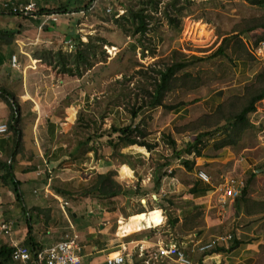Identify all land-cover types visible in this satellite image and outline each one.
<instances>
[{"label":"crops","instance_id":"obj_1","mask_svg":"<svg viewBox=\"0 0 264 264\" xmlns=\"http://www.w3.org/2000/svg\"><path fill=\"white\" fill-rule=\"evenodd\" d=\"M14 1L26 3L30 0ZM55 1L58 4L55 7L50 5L51 0L39 1L38 7L40 10H66V13L58 15L56 23L42 26L40 18L10 16L36 22V38L27 46L34 47L38 43L44 47L51 46L56 43L53 35L60 34L62 40H58L59 45L65 52L64 42L72 41V37L82 32L81 28L76 30L74 26H69L68 35H64L63 30L53 29L61 18L74 17L91 0ZM75 9L80 10L76 12ZM78 38L82 42L88 39ZM146 38L154 48H159L164 42L161 32L151 31ZM126 39L125 49L135 54L140 46L130 37ZM19 44L24 45L17 41ZM33 55L21 70H17L19 67L14 68L15 71L5 70L4 61L0 65V88L12 93L21 108L19 144L13 147L9 131L0 135V162L8 165L9 173L17 183L14 188L0 180V223L10 224V234H0V247L43 249L58 242L65 233H75L84 245V264H104L107 256L118 254L122 255L123 264H176L168 258H151L160 245H176L193 264H264V141L257 135L255 145L244 143L246 131L252 128L251 122L248 129L234 137L232 144L216 146L222 138L216 135L221 134L219 130L209 144L202 147L199 156L185 153L187 145H192L198 134L208 132L211 127L209 119L220 105L226 107L229 94L240 96L237 91L245 78L256 75L257 66V69H250L244 62L237 64L231 84L228 82L212 90L193 104L178 102L167 105L163 100L164 107L143 109L134 124H139L144 134L142 139L151 148L119 146L117 156L123 161L116 163L113 158H106L107 161L101 163L96 158L98 145L96 148L93 145L88 147L90 150L84 156H70L75 150V144L73 147L70 145V137L76 115L89 113L95 100L99 99L92 82L89 87L86 86L88 82L84 86L83 77L73 76L69 81L64 73L55 75L59 76L56 79L49 69L51 66H42L41 60ZM9 66L13 68L11 64ZM43 67L47 72L40 80L38 76ZM151 113L154 114L150 120L144 118ZM9 114V106L0 98V125L7 126ZM119 117L123 125L131 121L127 112ZM151 122L158 125L154 133L148 127ZM194 122L198 128H186ZM177 135L185 139L183 143H178ZM170 140L174 146L168 144ZM163 147L166 154L158 155ZM174 151L181 152L179 157ZM184 162H188V166ZM193 168L198 170L192 171ZM171 169H179V174H165ZM198 171L205 172L211 184L199 180L196 177ZM108 172L116 173L114 179L119 185L130 187L124 189L120 185L123 196L112 198L79 196L81 200H95L94 212L85 214L81 205L76 204L69 211L70 205L64 196L53 190L54 186L69 190L74 184L78 189L97 174ZM183 173L194 178L193 185L181 181L179 175ZM1 175L3 171L0 169ZM229 177L242 180L244 186L239 197L221 206L217 203L214 187ZM133 182L140 193L132 186ZM60 201L67 202L66 208H61ZM136 215L143 218L137 223V230L122 233V223L126 224ZM227 235L231 238L216 243L212 250L198 251L199 246ZM7 264L23 263L10 260Z\"/></svg>","mask_w":264,"mask_h":264},{"label":"rangeland","instance_id":"obj_2","mask_svg":"<svg viewBox=\"0 0 264 264\" xmlns=\"http://www.w3.org/2000/svg\"><path fill=\"white\" fill-rule=\"evenodd\" d=\"M119 1L124 3V6H118L117 4H111L110 6V4L105 1L95 9L86 10L84 13L78 12L74 17H63L59 25L54 26L53 29L59 32L63 30L64 35H68L70 34L69 26H74L76 30L81 28L82 32L75 35L74 38H71L74 44L76 45L80 40L78 36H83L87 37V40L90 38L95 46H97L95 50L96 63L89 71L84 72L81 77H83L82 84H84V86L86 82H88L86 86L89 87V83L92 82V86L95 87L94 92H96L99 99L95 100L89 113H78L82 114L83 121L78 119V114L76 115L75 126L70 137L72 140L70 144L71 147H73L77 141L83 142L88 137L90 138L93 135L97 136L102 130H108L112 125H123L119 115L128 112L135 100L139 104L140 99L145 96V90L151 89L153 78L157 76L156 72L164 69L165 66L171 63L186 60L190 56L203 58L199 62L189 63V65L177 75L171 92L167 93L164 98L165 104L167 105H174L178 102L184 105L193 104L212 90L223 87L227 85L228 82L231 84L235 79L236 65L241 62H244L250 69H257L254 58L251 55H245L241 51V48L244 47L249 53V50H251V47L255 45L257 41L264 40V29H257L239 38L236 34L244 27V22H248L252 19L264 20V6H252L245 0H178L176 8L183 7L181 11L182 15L180 17L178 16L180 20L179 28L171 29L166 24V20L162 14V10L171 0H162L158 6V11L152 13V20H150L152 26L156 23L160 25L154 30V27L150 28H152V31L161 32L164 42L159 48H154L150 42H142L139 40V36H128L124 34L114 23L111 16L115 11L116 18H118L125 14V6L127 7L128 4H136L143 0ZM183 1H185V3H183ZM107 4H109L110 7L109 13L106 11ZM50 5L55 7L58 4L55 0H51ZM122 25H124L126 29L130 28L129 24L122 23ZM36 29L37 24L35 21H24L18 18H11L10 16L0 15V33H2V35L0 34V57L2 61H4L5 70H16L9 66V61L12 56H15L17 59L19 65V69L17 70H21L22 67L29 64V56H32L34 53L48 50L47 48H51L53 51H57L61 48L59 41L62 40V35L60 34L53 35V38H56V43L51 46L44 47V44L41 43H38L37 46L34 47L27 46L26 44H29L36 38ZM9 34L10 36H8ZM45 35L46 34H44V36ZM127 37H130L132 41H135V43L140 46V49L135 54L128 52L124 47V43L127 42ZM87 40L85 39L86 42ZM223 40H225L224 50L226 55H218L214 58H209V56L222 44ZM17 41L22 42L24 45H17ZM111 47L115 49L112 50ZM100 48L105 54V60L101 63L97 62L103 57L100 53ZM106 48L110 53L107 52ZM144 48L147 49V53L144 51ZM60 50L63 52L62 48ZM20 52H23V54ZM53 63L54 61H52V64ZM40 64L45 67L50 66L45 60L41 61ZM49 69L54 76L58 73L62 74L58 66H51ZM44 72L47 71H45L43 67L40 69V76H38L40 80L43 79L42 75ZM185 73L188 74L189 77L184 78L183 74ZM65 75V79L69 81L70 78L73 77L67 74ZM259 75H261L262 78H259ZM55 77L58 79L59 76ZM244 81L239 91H237V94L240 95L238 97L241 98V100L237 101L234 99L233 101L236 108L245 104L247 99L245 94L248 90L249 92L256 91L263 85L264 73L257 70L256 75H253L251 78H245ZM96 82L98 83V88H96ZM236 96L237 95L233 93L231 95L230 93L228 99L235 98ZM111 102L115 103V107ZM107 104L114 107L113 112L108 113L107 117L100 122V114L107 112ZM117 113L120 114L117 116ZM153 114H148L144 118H149L150 120ZM248 119L252 124V128L246 131L244 143L247 145H255L258 136L264 141V99L256 104V112L249 115ZM136 122H138V119ZM208 123L212 124V127H209V130H207L209 132L215 128V125L210 121ZM157 126L158 125L154 122H151L148 126L150 132L154 133V128ZM186 128L194 129L198 128V125L194 122L190 123ZM115 138V135H111L110 138L104 135L99 139H94L87 147L93 145V148H96L98 145L99 152L96 151V158L99 159L101 163L106 162V158H113L116 163H120L123 161V158L117 156L119 146H117L116 149L109 147V140L115 143ZM177 138L179 144L180 142L183 143L185 140L181 135H177ZM202 142L201 148L208 145L210 139H205ZM166 143L165 141V144ZM159 152L158 155L166 154L164 147ZM137 163L136 166L138 167L139 164ZM194 170H198V168H193L192 171ZM165 174L168 176L179 174V169H171L170 173H166L165 171ZM179 177H181V181L184 183L188 182L189 184H194V178L192 176H187L183 173V175H179ZM92 180H88L87 184L92 182ZM121 186L124 189L130 187L124 184ZM132 186H135L137 188L136 192L140 193L135 182H133ZM76 188V184H74L73 187L68 190L72 193V196L63 197L70 205L68 207L69 211H71V206L73 207V205L76 204L79 206L81 205V209L85 211V214L88 211L94 212L95 200L91 198H86V201L85 199L81 200ZM153 195L157 196L158 194L153 193Z\"/></svg>","mask_w":264,"mask_h":264},{"label":"trees","instance_id":"obj_3","mask_svg":"<svg viewBox=\"0 0 264 264\" xmlns=\"http://www.w3.org/2000/svg\"><path fill=\"white\" fill-rule=\"evenodd\" d=\"M162 0H143L136 4H128L125 6V14L116 18V12L112 13V18L114 23L122 30V32L128 36H139V40L142 42H146V35L159 26V23L155 25L150 24V20H152V13L158 11V6ZM249 5L252 6H264V0H245ZM104 3V2H102ZM101 3V4H102ZM110 4H117L118 6H124V3L119 0H108ZM185 3V1H183ZM187 3V2H186ZM107 4V5H109ZM176 4H178V0H171L167 3L166 7L162 10V14L164 19L166 20V24L171 29H178L180 20L181 11L183 7L176 8ZM189 4V2H188ZM106 6V5H104ZM84 10H87V6L83 7ZM80 9H75L78 12ZM44 11V10H42ZM41 11V12H42ZM46 11V10H45ZM49 11V10H47ZM58 13H66V10H61L60 8L55 10ZM122 23L129 24L130 28L126 29ZM152 27V28H150ZM257 29H264V20L261 19H252L248 22H244V27L236 34L239 37L255 31ZM2 35V33H0ZM6 35V34H4ZM10 36V34L8 35ZM149 42V41H148ZM223 40L222 44L217 48V50L209 56V58H214L218 55L225 56ZM242 46V44H241ZM244 46V45H243ZM95 44L89 38L87 42H81L80 40L75 45V49L72 52H62L61 50L57 51H48L43 50L42 52L35 53L33 57L40 59L41 61L45 60L48 65L54 67L58 66L60 72L67 74L69 76H78L81 77L84 72L89 71L90 68L96 63L95 58ZM101 47V46H100ZM144 50H147L144 48ZM101 51V48H100ZM241 51L245 55H249L248 51L244 47L241 48ZM103 57L99 59V63L105 60V54L103 51L100 52ZM203 58H197L194 56L188 57L186 60L176 61L167 65L162 70H158L157 76L153 78L151 89L145 90L144 98H141L139 104L134 101V103L130 106L128 110V114L130 116V123L127 125L116 126L112 125L108 130L100 129V134L97 136L93 135L90 138H86L83 142L77 141L75 143V150L70 153L72 157L84 156L90 148L87 147L94 139H99L104 135L106 137H111V135H115L116 142L113 143L109 140V146L111 148L116 149L117 146H145L146 148H151L150 145L146 144V142L142 139L144 138L143 131L139 128V124H134V120L138 117L139 112H141L145 108H156V107H164L163 100L168 92H170L173 87V83L176 81L177 75L183 71L189 63L199 62ZM52 61L54 63L52 64ZM2 64V58L0 57V65ZM184 78L189 77L188 74H183ZM259 78H262L259 75ZM246 101L245 104L236 108L234 104V99L237 101L241 100L239 97H235L232 99H228L225 105H220L216 112L213 114L215 119H209L215 128L209 132L200 133L196 136L192 145H187L185 153H193L195 156L200 155L201 151V143L202 140L209 138L213 139L214 134L219 130L221 134L219 135L221 140L216 144L219 147H222L224 144H232L234 141V137L240 136L248 127L249 124V115L256 112V104L264 99V83L263 85L256 91L246 92ZM244 96V95H243ZM0 98L9 106L10 114L7 122V131L11 132V140L13 143V147L17 146L20 142L21 132H20V122H21V108L18 104L17 99L14 97L12 93H10L5 88H0ZM115 99V98H114ZM114 106V102H111ZM107 104V112L100 114L99 120L102 122L108 113H112L114 107L112 105ZM78 119L83 121L82 114H78ZM212 120V121H211ZM92 123V122H91ZM95 124V122H94ZM210 124V123H209ZM217 125V126H216ZM212 127V124H211ZM168 144L174 146V142L170 140ZM175 154L180 155L181 152H175ZM185 166H188V162H184ZM0 169L3 171V175L0 176V180L4 183H9L14 188H16L17 183L14 181L13 177L9 173V167L6 163L0 162ZM190 169V168H189ZM115 173L108 172L106 174H97L92 182L87 185H82L78 187L77 193L79 196H91L97 197L99 199H106L116 197L122 194L121 186L114 179ZM55 193L62 196H72V193L68 190L61 189L57 186L53 187ZM194 191V190H193ZM245 189L242 192V196L244 195ZM13 248H8L6 246L0 247V264H7L11 260Z\"/></svg>","mask_w":264,"mask_h":264},{"label":"built area","instance_id":"obj_4","mask_svg":"<svg viewBox=\"0 0 264 264\" xmlns=\"http://www.w3.org/2000/svg\"><path fill=\"white\" fill-rule=\"evenodd\" d=\"M42 0H30L26 3L17 2L14 0H0V15L12 16V17H27L31 19H42V26L47 23H56L58 20L57 11H42L38 7V2ZM108 2V0H91L86 6L87 10L95 9L99 7L102 2ZM42 11V12H41ZM86 10L83 8L80 13H84ZM106 11L110 12L109 5L106 6ZM64 49L67 52H72L75 49V44L71 40L64 42ZM112 49V48H111ZM107 52L110 51L106 48ZM113 50V49H112ZM249 54L254 58L258 70L264 73V40H259L251 47ZM10 64L13 68H18L17 59L12 56ZM7 133V126L5 124L0 125V135ZM196 177L206 184H211L209 176L203 172L198 171ZM244 184L242 180L236 178H226L224 181L214 187L217 203L221 206L226 204L230 199H234L241 195V189ZM62 209L66 208L67 202L60 201ZM0 234H10V224L0 223ZM230 235L223 238H217L211 243L201 245L198 247L199 252H207L212 250L216 243L220 241L229 240ZM84 245L80 243L78 236L75 233H65L62 238L43 249H37L27 246H14L11 254V260L13 262H19L23 264H84L82 262V251ZM154 260L168 258L173 260L176 264H193L192 261L181 251L176 245H160L155 253L151 255ZM124 259L122 255H115L113 257L107 256L104 264H123Z\"/></svg>","mask_w":264,"mask_h":264},{"label":"bare ground","instance_id":"obj_5","mask_svg":"<svg viewBox=\"0 0 264 264\" xmlns=\"http://www.w3.org/2000/svg\"><path fill=\"white\" fill-rule=\"evenodd\" d=\"M141 220H143V218L140 215H136V216L131 217L129 222H127L126 224L122 223V225L120 227L121 232L122 233H130L133 230H137V223Z\"/></svg>","mask_w":264,"mask_h":264}]
</instances>
